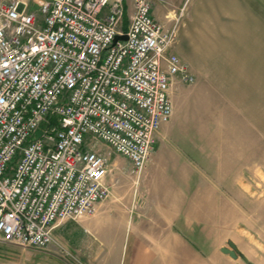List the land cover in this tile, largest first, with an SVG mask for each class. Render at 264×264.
Segmentation results:
<instances>
[{
    "label": "built area",
    "instance_id": "built-area-1",
    "mask_svg": "<svg viewBox=\"0 0 264 264\" xmlns=\"http://www.w3.org/2000/svg\"><path fill=\"white\" fill-rule=\"evenodd\" d=\"M152 8L132 0L126 18L125 0L0 1L1 240L45 249L57 222L109 197L106 158L87 138L136 177L145 167L172 114V77L194 80L168 52L176 25Z\"/></svg>",
    "mask_w": 264,
    "mask_h": 264
},
{
    "label": "crops",
    "instance_id": "crops-1",
    "mask_svg": "<svg viewBox=\"0 0 264 264\" xmlns=\"http://www.w3.org/2000/svg\"><path fill=\"white\" fill-rule=\"evenodd\" d=\"M161 9L153 15L166 28L182 12L168 52L194 81L171 98L134 183L53 231L74 234L79 264H264V0ZM159 140L186 149L159 150ZM228 239L248 262L220 251Z\"/></svg>",
    "mask_w": 264,
    "mask_h": 264
},
{
    "label": "rangeland",
    "instance_id": "rangeland-1",
    "mask_svg": "<svg viewBox=\"0 0 264 264\" xmlns=\"http://www.w3.org/2000/svg\"><path fill=\"white\" fill-rule=\"evenodd\" d=\"M166 1L167 0H153V11L155 12V9L158 8V12L161 13V4H165ZM125 5V17L128 18L131 14L132 0H125ZM32 9L34 11H37V6L33 4ZM182 18L184 17L182 16V12H180L172 19V23L176 25V36ZM188 83L191 82H184L180 76H176V78L171 83L170 87L171 98H173L174 100L175 98L179 97L180 93L177 91L179 90V88L185 86ZM86 142L90 144L94 143V150H96L106 158L108 166L106 181L110 185V188L114 187L116 190L121 191L122 193L123 190L125 192V189H128L129 186L134 183L132 178H134L135 180L137 178L132 173V166L130 162L122 155L113 152L108 145L101 141H95L91 138H87ZM183 144L184 143H180V145L182 146ZM177 145L179 146V148L181 147L176 142L163 143L161 140H159L157 149L164 150L166 149L165 146L170 149H173ZM183 147L184 149H186L185 144ZM148 166H152L151 161L147 164V167ZM243 227L245 228V226ZM245 230L247 229L245 228ZM61 232L62 231L59 229V226H57L56 229H54L53 231L54 242L45 249H35L31 247H26L13 242H6L0 239V264H79L75 256L76 245L74 243V234H62ZM64 244L66 245L67 249ZM221 245L227 246L226 241L222 242ZM77 246H79L80 248L79 242ZM241 248L245 249V245L241 244ZM238 251L243 255L241 249L238 248ZM243 260L245 262H248L246 258Z\"/></svg>",
    "mask_w": 264,
    "mask_h": 264
},
{
    "label": "water",
    "instance_id": "water-1",
    "mask_svg": "<svg viewBox=\"0 0 264 264\" xmlns=\"http://www.w3.org/2000/svg\"><path fill=\"white\" fill-rule=\"evenodd\" d=\"M117 39H126V36L125 35H116L113 42H115ZM226 243H227V246H222L220 248V251L222 253L228 254L232 258H237L238 256H240L242 259H245V257L241 253H239V251L236 247V244L234 243L233 240L228 239L226 241Z\"/></svg>",
    "mask_w": 264,
    "mask_h": 264
}]
</instances>
